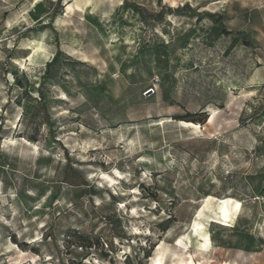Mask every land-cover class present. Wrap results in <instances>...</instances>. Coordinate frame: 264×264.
Instances as JSON below:
<instances>
[{"label":"rangeland","instance_id":"374dc122","mask_svg":"<svg viewBox=\"0 0 264 264\" xmlns=\"http://www.w3.org/2000/svg\"><path fill=\"white\" fill-rule=\"evenodd\" d=\"M161 256L264 264V0H0V264Z\"/></svg>","mask_w":264,"mask_h":264},{"label":"trees","instance_id":"16d2710c","mask_svg":"<svg viewBox=\"0 0 264 264\" xmlns=\"http://www.w3.org/2000/svg\"><path fill=\"white\" fill-rule=\"evenodd\" d=\"M128 4L134 5V6L139 7L140 9H143L147 15H151L152 17L157 18V19L162 18L166 11H168L170 13L173 12V13H179V14L184 13L186 11L187 12L189 11L191 13H195L199 19H202L206 16L215 17V22H216L219 30H221V32L223 34L232 35L235 39L241 40L244 44H246L248 46L253 45L252 42H250V40L248 39V36L244 31L228 29L224 23L223 15L221 13H217V12L212 13V12H205V11L197 12L189 4L184 5L182 9H180L179 7L172 8L170 6H168V7L161 6V8L158 12H152L151 10H149V9L139 5V4H136V3H128ZM58 55H60L59 51L57 52V54L55 55L53 60L49 63V66L56 62ZM137 264H141V261L137 262Z\"/></svg>","mask_w":264,"mask_h":264},{"label":"bare ground","instance_id":"6f19581e","mask_svg":"<svg viewBox=\"0 0 264 264\" xmlns=\"http://www.w3.org/2000/svg\"><path fill=\"white\" fill-rule=\"evenodd\" d=\"M184 122H187L188 125L196 124V123L191 122V121L190 122L184 121ZM221 200L222 201L219 203L220 204V206H219L220 214L222 216H224L225 218H228L230 216V212L231 211H233L234 213H236L238 211V208H239V205H240L239 202H236L233 205H229V200L228 199H221ZM193 231L197 232L198 230L195 228V229H193ZM207 235L199 233L200 238H199L197 244H198V247L200 249H207L210 246V239L207 237ZM190 262L193 264L192 260H190ZM163 263H164V258L162 256L156 260V264H163ZM182 264H188V261L187 260H182Z\"/></svg>","mask_w":264,"mask_h":264},{"label":"built area","instance_id":"2783aa9c","mask_svg":"<svg viewBox=\"0 0 264 264\" xmlns=\"http://www.w3.org/2000/svg\"><path fill=\"white\" fill-rule=\"evenodd\" d=\"M151 92H154L153 88H151V90H147V93H151Z\"/></svg>","mask_w":264,"mask_h":264}]
</instances>
